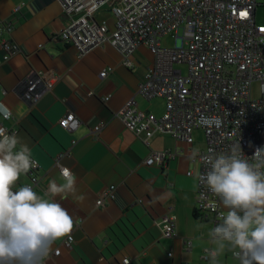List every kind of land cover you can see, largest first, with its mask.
<instances>
[{
    "label": "crops",
    "instance_id": "0c3cea01",
    "mask_svg": "<svg viewBox=\"0 0 264 264\" xmlns=\"http://www.w3.org/2000/svg\"><path fill=\"white\" fill-rule=\"evenodd\" d=\"M0 17L13 22L7 36L21 48L5 60L0 41V102L13 113L10 120L0 116V125L17 128L32 157L39 160L37 194L42 195L53 179L62 182L58 157L76 175L75 192L64 200L56 197L74 218L73 247L64 245L66 238L58 241L53 248L60 247L61 254L49 256L46 262L122 264L129 256L132 264H209L204 253L213 247L208 231L214 222L197 212L198 182L190 159L193 148L206 147L203 130H195L192 143L166 132L144 141L118 117L130 99L152 116L160 117L166 110L164 98L149 100L139 92L155 59L151 50L141 45L132 67L124 65L112 44L79 57L77 48L59 37L70 18L58 0H0ZM96 19H106L114 27L109 7L100 9ZM107 68L109 74L101 77ZM33 69L57 76L53 88L35 104L23 97ZM69 111L81 119L74 131L59 124ZM100 122L105 127L96 137L92 130ZM153 150H170L176 156L164 166L150 165L146 159ZM30 181L29 174H22L15 187ZM113 185L115 197L97 205L105 189ZM163 214L177 215V235L162 234L155 220ZM220 260L236 264L230 253H222Z\"/></svg>",
    "mask_w": 264,
    "mask_h": 264
},
{
    "label": "built area",
    "instance_id": "2783aa9c",
    "mask_svg": "<svg viewBox=\"0 0 264 264\" xmlns=\"http://www.w3.org/2000/svg\"><path fill=\"white\" fill-rule=\"evenodd\" d=\"M69 15L68 24L59 33L66 44L77 48L79 57L106 44H112L123 57L124 65H135L133 55L147 46L155 59L139 85L147 99L162 97L166 110L160 117L138 107L134 99L126 102L118 117L142 140L149 141L157 133H170L178 140L192 143L196 129H202L206 147L225 151L234 142L251 156L256 147L264 146V24L256 21L258 0H58ZM17 5L16 10L24 6ZM109 7L114 14V27L106 19H96V13ZM14 28L11 21L0 17V41L8 60L21 48L8 37ZM172 35L180 42L164 45L162 38ZM176 64H187L188 72ZM111 69L101 71L106 77ZM57 76L33 69L27 75L23 97L31 104L41 100L51 90ZM108 98V97H107ZM106 98V99H107ZM61 127L74 131L80 117L67 112L59 121ZM105 127L100 122L92 132L100 137ZM7 134L18 132L4 124ZM176 156L170 150H153L146 159L150 165L164 166ZM38 167L29 171L31 185L40 186ZM61 158L56 163L60 164ZM203 170V169H201ZM115 197V186L105 189L97 205ZM222 211L217 198L198 184L197 212L215 223ZM177 215L163 214L155 220L162 234L177 235ZM71 240L64 245L72 248ZM207 248L204 258L207 259ZM53 248L51 255L61 254ZM172 253H170L171 255ZM46 264H48L46 262ZM122 264H132L125 256Z\"/></svg>",
    "mask_w": 264,
    "mask_h": 264
},
{
    "label": "clouds",
    "instance_id": "9594fccd",
    "mask_svg": "<svg viewBox=\"0 0 264 264\" xmlns=\"http://www.w3.org/2000/svg\"><path fill=\"white\" fill-rule=\"evenodd\" d=\"M0 116L13 117L2 102ZM190 159L195 181L214 194L222 209L208 231L209 264H221L222 253H230L236 264H264V146L251 156L240 142L225 151L197 147ZM36 167L28 143L0 130V264H46L53 246L72 238L74 218L56 197L64 200L75 192V173L61 165L62 182L51 180L42 195L31 185L15 187L22 174Z\"/></svg>",
    "mask_w": 264,
    "mask_h": 264
},
{
    "label": "rangeland",
    "instance_id": "374dc122",
    "mask_svg": "<svg viewBox=\"0 0 264 264\" xmlns=\"http://www.w3.org/2000/svg\"><path fill=\"white\" fill-rule=\"evenodd\" d=\"M260 3L257 7L256 11V21L259 24H264V0H258ZM162 41L164 45L167 46H174L177 42L179 43V40H176V38L172 35H167L162 38ZM177 68H182L184 73L188 72V65L187 64H176Z\"/></svg>",
    "mask_w": 264,
    "mask_h": 264
},
{
    "label": "trees",
    "instance_id": "16d2710c",
    "mask_svg": "<svg viewBox=\"0 0 264 264\" xmlns=\"http://www.w3.org/2000/svg\"><path fill=\"white\" fill-rule=\"evenodd\" d=\"M198 214V213H197Z\"/></svg>",
    "mask_w": 264,
    "mask_h": 264
}]
</instances>
